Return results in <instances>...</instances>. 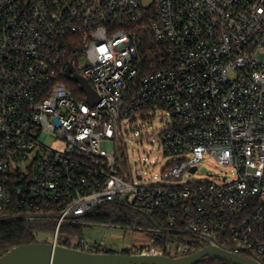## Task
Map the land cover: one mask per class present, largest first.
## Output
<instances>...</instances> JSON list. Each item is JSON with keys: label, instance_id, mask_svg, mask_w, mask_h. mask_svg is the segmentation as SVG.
I'll use <instances>...</instances> for the list:
<instances>
[{"label": "built area", "instance_id": "built-area-1", "mask_svg": "<svg viewBox=\"0 0 264 264\" xmlns=\"http://www.w3.org/2000/svg\"><path fill=\"white\" fill-rule=\"evenodd\" d=\"M156 111L169 159L141 183L122 124ZM206 159L232 178L187 179ZM108 204L152 223L91 217ZM16 220L53 224L55 245L101 224L149 233L134 255L163 239L171 257L216 246L264 264V0H0V223Z\"/></svg>", "mask_w": 264, "mask_h": 264}, {"label": "rangeland", "instance_id": "rangeland-1", "mask_svg": "<svg viewBox=\"0 0 264 264\" xmlns=\"http://www.w3.org/2000/svg\"><path fill=\"white\" fill-rule=\"evenodd\" d=\"M152 0H145L146 4ZM144 126L143 136H135L134 132L142 129ZM124 138L127 142V156L131 173L134 181L141 183H155L153 176L161 171L168 157H165L159 150L158 141L160 131L163 129V120L160 111L146 113L137 117V121L130 123L126 121L122 124ZM157 157L156 164H150L153 158ZM145 160H148L147 162ZM146 163V164H145ZM190 180L202 179H231V173L228 168L221 167L214 161L206 159L199 172L186 177ZM108 205H105L107 207ZM121 206V205H119ZM142 225H149L146 215L140 214ZM98 221V220H97ZM81 237L89 245L104 244V248L113 251H121L122 249L135 244H146L150 240L149 233L145 231L135 230L131 227L81 225ZM40 242L51 243L52 232L42 233L39 235ZM175 251V247L172 248Z\"/></svg>", "mask_w": 264, "mask_h": 264}, {"label": "water", "instance_id": "water-1", "mask_svg": "<svg viewBox=\"0 0 264 264\" xmlns=\"http://www.w3.org/2000/svg\"><path fill=\"white\" fill-rule=\"evenodd\" d=\"M72 72L73 69L70 67L66 76L80 85L90 103H97L99 98L89 83L77 74L72 75ZM206 257L229 264H259L216 246H206L186 256L171 257L161 254L93 253L46 242H35L10 248L0 253V264H198Z\"/></svg>", "mask_w": 264, "mask_h": 264}, {"label": "trees", "instance_id": "trees-1", "mask_svg": "<svg viewBox=\"0 0 264 264\" xmlns=\"http://www.w3.org/2000/svg\"><path fill=\"white\" fill-rule=\"evenodd\" d=\"M69 85L75 89H78V85L70 83ZM140 212H136L133 209L119 206L118 204H108L107 207H102L97 210L92 218L100 222H109L119 225H141ZM149 221V220H147ZM152 223V221H149ZM55 230L53 224L46 222H31L27 223L24 221H7L0 223V253L6 252L10 248L40 242L39 235L42 233H50ZM81 237V226L78 225H67L62 229L59 245L71 247L72 241ZM160 243L155 245V248L162 246L161 250H157V254L171 256L166 250V243H163V239H159ZM204 248V246H197L192 252H197ZM83 251H85L83 249ZM122 253L127 255H134L135 253L129 249L124 248L121 251H113L111 249L103 248L102 250L93 251V253ZM198 264H229L221 260L213 259L210 257L204 258Z\"/></svg>", "mask_w": 264, "mask_h": 264}]
</instances>
